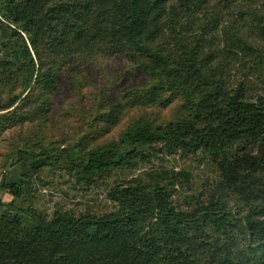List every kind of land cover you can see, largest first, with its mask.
<instances>
[{
	"label": "trees",
	"instance_id": "1",
	"mask_svg": "<svg viewBox=\"0 0 264 264\" xmlns=\"http://www.w3.org/2000/svg\"><path fill=\"white\" fill-rule=\"evenodd\" d=\"M206 2L0 0V131L39 120L3 153L13 170L0 185L11 196L0 199V264L263 263L264 78L231 69L240 53L264 69V0H240L222 23ZM247 17L262 45L242 35ZM98 53L126 54L146 80L124 103L99 97L96 113L73 112L84 130L53 136L57 71ZM157 99L177 105L144 113ZM130 112L140 116L110 135ZM197 152L217 176L185 207L161 172L125 178L159 156ZM53 180L105 182L111 208L45 214L33 198Z\"/></svg>",
	"mask_w": 264,
	"mask_h": 264
},
{
	"label": "rangeland",
	"instance_id": "2",
	"mask_svg": "<svg viewBox=\"0 0 264 264\" xmlns=\"http://www.w3.org/2000/svg\"><path fill=\"white\" fill-rule=\"evenodd\" d=\"M239 4L240 0L229 3V6L223 0H207L206 7L212 9L211 6L215 5L216 8L221 9L220 23H222L228 21L230 15L236 14ZM248 23L250 21L247 17L246 26L242 28V35L248 38L249 43L262 45L261 40L257 39L255 35L257 33L250 29ZM217 35L219 36V33ZM252 61V57L246 53L245 55L240 53L239 60L233 63L231 77H238L249 70V73H253L252 78H264V69L253 72L252 66L254 64ZM76 64L77 66L72 67L64 65L57 71L58 86L53 92L50 124L47 126V131L51 132L53 136H70L71 133L84 130L83 121L78 114L75 115L73 112L82 113L92 110L96 113L99 97L103 98L106 103H124L127 100L126 95L129 89L142 84L147 78L146 72L138 68L137 64L131 61L126 54L107 55L106 53H98L92 57L76 61ZM240 78H244V76H240ZM97 95L99 96L97 97ZM154 103L155 106L145 110L144 113L161 118L163 113L166 115L171 113V109L177 105V100L173 99V101L165 104L164 100L157 99ZM139 116V114L130 112V115L118 123L110 135H116L118 129L123 127L125 122L130 118H138ZM38 121V119L26 121L8 128L4 127L0 131V185L6 170H13V168H7L10 160L6 162L5 166L1 165L5 159L3 153H7L6 149L14 144V138H22L32 124H36ZM146 169L151 172H161L165 181H176L177 192L173 197L175 202L183 207L191 204L192 196L197 195L204 188L208 179L213 180L212 178L217 176L214 167L208 163L202 154L197 152L182 158L176 155L159 156L152 164L127 172L125 178L126 180L139 179ZM55 180L48 182L45 187L42 186L37 189L33 198L32 205L45 214H50L58 206L75 209L79 212L86 210L102 212L111 208V203L106 198L105 182H99L97 185H92L91 188H85L78 184L72 186L70 185L72 183L68 181L66 184H61ZM143 181H145L144 176ZM2 190L0 186V199L8 201L11 196ZM13 213L20 214L19 212ZM262 262L264 264V261Z\"/></svg>",
	"mask_w": 264,
	"mask_h": 264
}]
</instances>
